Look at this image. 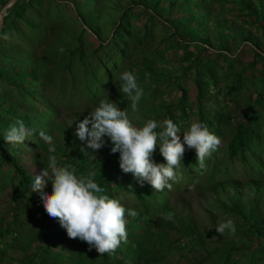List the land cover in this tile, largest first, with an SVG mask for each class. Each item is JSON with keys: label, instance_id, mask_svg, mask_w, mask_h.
Here are the masks:
<instances>
[{"label": "trees", "instance_id": "1", "mask_svg": "<svg viewBox=\"0 0 264 264\" xmlns=\"http://www.w3.org/2000/svg\"><path fill=\"white\" fill-rule=\"evenodd\" d=\"M51 1L54 2L55 0ZM69 1L72 3L77 19H73L70 16L69 21L63 23V21L58 22L56 16L53 15V19L48 15L46 18L49 22L54 20V23H58L56 25L53 24V26H59L57 30H60L62 34L66 29L72 28L74 24L80 22L82 27L78 29L77 36L75 37L76 43L70 47L67 46L63 51L55 43L43 44L46 49L44 53L45 58H53L60 55L63 59V64L60 66L64 69H68L70 62L75 57L79 60V64L84 63L86 57L89 56V52H85L82 45V34L87 32L83 27L84 25L99 39L95 48H93L94 46L92 47L91 51L93 53L109 45L116 48V53L110 64L111 67L101 66L102 74L104 73L106 76L111 75L113 71H116L118 60L128 57L126 46L132 41L130 39L132 38V32L127 27L128 13L126 9L130 7H122L118 17L108 22L102 15L103 10L99 5V1L103 2V0ZM217 1L221 2L222 0ZM230 2L235 7V13L227 9L224 10L223 14L212 15L213 9L209 6L207 0H130V3L137 5L141 11H148L147 16L150 19L154 17L159 18L164 15L165 22H159L164 27H168L170 30L168 35L176 36V40H183L185 44L193 43L198 46L200 54L198 57H194L196 59L195 62H198V59H202V56L207 58H205L202 69L204 74H207V77L204 75L200 77L201 72H197L198 69H196L194 70L195 77L192 78L199 98L205 94L207 84L216 86L219 83L220 80L214 74L213 68H210L209 61L213 56H221L226 60L230 59L228 54L230 44L233 43L236 46L246 44L248 46L252 59L245 63L246 66H251L258 61L259 67L256 75L259 77L261 88L257 89L251 105L243 111L244 117L235 123L233 133L226 142L225 149L228 157L233 158L238 154L242 155L246 150H248L247 152L252 151L253 147L257 146L260 142L259 129L254 125V120H256L255 109L261 110V119L264 123V96L262 94L264 90V0H230ZM3 3L0 2V8ZM39 3L40 0H15L6 8L1 20L0 47H4V54L0 53V59L7 58L8 65L0 64V77L6 82L5 84L10 83L15 92L22 94H27L28 92L32 94L34 91L37 93L34 86L39 85L38 80L40 79L42 83L43 80L46 82L50 80L49 82L51 83L58 80L54 76L52 77V73L54 72L52 70L54 69L53 67L43 73L45 71L43 63L47 62V60L34 58L32 53L35 46H37L34 40L29 41L27 50L22 51L16 43L13 44L12 41L3 38V34L9 31L6 28L11 29L14 21L21 19V22L27 29L34 32V34L36 32L37 35H41L38 38V44L44 41L45 33L54 30L52 24L35 17L38 13L37 5ZM25 9L33 10V14L32 12L31 14L24 13ZM238 9L242 12L239 10L241 13H237ZM234 14H244L243 20H246L253 29H257L258 36L254 35L255 32H253L252 28L237 25L232 20V15ZM103 25L104 28H102ZM103 30H108V33L105 34ZM61 33L56 31L53 35L55 38H58ZM103 33L106 35L105 39L101 37ZM128 37L129 40H127ZM166 38H163V40ZM103 41H106L105 44H103ZM7 43L10 44L6 48ZM5 50H7V54ZM161 55L163 56L161 53L157 54V56ZM12 60H14L13 63ZM191 60L194 61L193 58ZM136 67L139 68L140 72L149 73L153 77L154 80L152 81L154 83L161 79L169 78V75L152 69L147 62L135 63L133 70ZM80 68L83 69L82 66ZM98 72L99 69H95V73L98 74ZM238 77L239 75L236 78ZM236 78L230 89L238 85L239 78ZM54 84H59V82L56 81ZM82 84L85 88L89 87L87 82ZM101 84L104 85L103 83ZM181 100L184 102L185 98ZM15 101L14 97L0 91V163L8 166L12 171L13 180L18 181L21 188L32 198L33 211L38 214L40 225L39 232L29 236H21L24 243L33 247L32 252L25 256L27 260L25 262H12V264H118V257L120 256H128L129 254L130 256H137L138 247L142 243L145 244V247L151 249L164 247L167 243H181L184 250L190 251V264H226L227 262H237V259L232 255L233 252L248 249L251 262H255V258L258 257H261L262 261L264 260V181H261L259 175L253 177L254 179L246 180L244 185L233 178L225 177L208 182L207 187L214 194L215 202L219 206L220 212H224L226 215H230L236 219L237 221L234 220L235 227H242L243 230L246 229V233L243 236L248 235L250 239H253V244L246 248L244 240L240 236L242 235V231L238 235L237 231L234 235L226 231L222 235L219 234V238L212 242V245H208L205 243L206 236L203 234L210 235L211 233L199 229L189 214H183L180 210H176L175 206L165 202L161 193L154 190L147 182L141 186L131 173L126 174L122 172L119 167V153L112 154L110 152L112 142L109 137H104L105 146L94 154L91 150L82 146L83 142L74 135V132L61 125L59 121L51 118L52 112L49 106H44V112L40 113V111L35 112L28 107L26 109L25 106L17 105ZM183 102L178 104L180 105L178 109L179 113H183L184 111ZM176 105L174 103L168 106L164 105L163 113L166 115V110ZM198 106L197 119L204 124L205 120L202 116V104L200 101H198ZM221 115L225 116V120H231V114H219V116ZM46 118H48L47 124H45ZM77 118V121L79 119L82 120L79 117ZM17 120H23L26 127L35 130L31 138L34 141L33 146L38 147L43 155H55L59 158L58 161L62 165L74 166L77 169L76 174L78 176L93 174L94 180L104 189V194H107L110 198H115L112 193L113 190H111L115 189L114 192L117 190L122 191L136 201V206L124 205L121 202L126 210H136L138 216L127 217V242H122L121 246L114 253L98 256L99 254L95 248L89 249L88 244L79 239H76L79 242L78 248L76 246L75 250H70L67 246H64L65 239L61 237H68L65 229H63L62 235L61 233L59 234L60 236L58 233L53 234L54 236L51 235L50 231H52V228L59 221L48 216L40 195L36 192L31 193V184L34 176H32L27 166L23 165L20 155L28 151L38 166L42 163L40 156H37V153L31 150V148L26 149L22 145L11 144L4 140L6 130ZM53 129L57 130L65 141L71 143L72 148L66 150L58 145L51 134V130ZM41 130L53 137L56 148L55 152H48L49 145L39 136ZM194 150L188 149L186 151L187 163L192 162ZM102 151H107V154L100 155ZM211 169L212 173L216 171L215 166H212ZM109 174H111L110 181H108L109 179L107 180ZM182 180H186L183 174ZM111 181L113 185L109 187L108 185ZM245 186L249 188L247 194L243 193L242 190ZM45 191L51 192L50 182L46 186ZM144 228L147 229V234ZM161 228L174 230L177 233V240H167ZM212 231L216 233L215 227ZM8 232L10 231L7 230V226L0 225V235L5 236ZM184 238L188 240L183 241ZM49 243L55 245L54 250L50 248ZM57 243L59 244L57 245ZM200 250H203V254H201ZM0 253H2V249H0ZM149 254V250L144 249L137 256V259H150ZM88 259L89 262H85ZM143 263L149 264V262Z\"/></svg>", "mask_w": 264, "mask_h": 264}, {"label": "rangeland", "instance_id": "2", "mask_svg": "<svg viewBox=\"0 0 264 264\" xmlns=\"http://www.w3.org/2000/svg\"><path fill=\"white\" fill-rule=\"evenodd\" d=\"M4 1L5 0H0L2 3ZM108 1L110 0H103V2L99 1V5L103 10L102 15L108 22L118 17L122 7H130L126 10L128 13L127 27L130 32H132V38H130L132 41L126 46L128 57L118 60L116 71H113L112 74L108 76L104 73L102 74L103 71L101 70V66L105 65L107 68L111 67L110 64L116 53V48L109 45L93 53L91 50L95 48L99 39H97L95 34L84 25L83 27L87 32L82 34V45L85 52H89V56L86 57L84 63L79 64V60L75 57L70 62L68 69H64L60 66L63 64V59L60 55L53 58H45L44 53L46 49L44 45H46V43H55L58 48L65 50L67 46L70 47L72 44L76 43L75 37L77 36L78 29H80L79 27L82 26L80 22H77L72 28L66 29L63 35L60 30H57L59 26H53V24L56 25L58 23H54V20L49 22L46 16L48 15L52 17V19L53 16H56L58 22L63 21V23L69 21L70 16H72L73 19H77L74 14L72 3L69 0H55L54 2L51 0H40L39 5H37L38 13L35 17L46 20V23L52 24L53 30L61 33L58 38L54 37V31H48L45 33L44 41L38 44V38H40L41 35H37L36 32L34 34V32L27 29L21 22V19L15 20L11 25V29L6 28L9 31L3 34V38L12 41L13 44L16 43L22 51L27 50L29 41L34 40L35 43H37L32 53L34 58H38V60H40V58L47 60V62L43 63L45 69L43 73L53 67L54 69L52 70L54 72L52 73V77L54 76L57 78L58 80L56 81L59 82V84H54L56 81L51 83L49 82L50 80L47 82L43 80L42 83L40 79L38 80L39 85L34 86L37 93L34 91L32 94L30 92L22 94L20 92H15L10 83L5 84L6 82L0 77V91L14 97L16 100L15 104L25 106L26 109L28 107L35 112H44V106H49L52 112L51 118L59 121L61 125L74 132V135L78 122L77 117L83 119L84 116L88 115L91 110H94L95 106H98L99 101L105 99L107 95L110 100L117 103L118 107L127 110L130 119L137 127L142 126L149 119L156 120L158 124H162L165 119H171L181 127L182 131L186 130L192 122L198 121V101H200L202 104V116L205 120L204 124L210 132L221 139L222 143L219 149L214 152L211 157L206 159V170H201L199 168L195 150L193 151L192 162H186L185 154L188 150L186 147L180 169L186 180H182L181 178L178 182L173 183L171 190L166 188L158 192L161 193L164 201L175 206L176 210H180L183 214H189L199 229L211 233L210 235H203L206 236L205 243L212 245V242L219 238V234L212 231L213 228L223 220L231 219L234 221L236 219L230 215H226L224 212H220L219 206L215 202L214 194L207 187L208 182L210 180H218L221 177H225L233 178L244 185L246 180L254 179L253 177H257L258 175L261 181H264V123L261 119V110L255 109L256 120H254V125L259 129L260 142L257 146L253 147V152H247L248 150H246L242 155L238 154L231 158L228 157L225 149L226 142L233 133L235 123L244 117L243 111L251 105L257 89L261 88L259 77L256 75V71L259 67L258 61L251 66H246L245 63L252 59V54L248 46H246V44H240L238 46L233 43L230 44V50L228 51L230 59L226 60L221 56H213L209 61L210 68H213L214 74L220 80L219 83L216 86L207 84L205 94L199 98L192 79L195 77L194 70L198 69L197 72H201L200 77L203 75L207 77V74H204L202 71L206 57L201 55L202 59H198V62H195L196 59L194 57H198L200 54L199 47L193 43L185 44L183 40L177 39V41L176 36L168 35L170 32L168 27H164V25L159 22H165L164 15L161 14L162 17L150 19L147 16L148 11H141L137 5L130 3V0H111L112 2L110 1L107 3ZM8 2L9 0L3 3L0 12L4 5H6L5 11L6 8L11 5H9ZM207 2L213 9L212 15L223 14L224 10L227 9L235 13V7L231 5L230 0H222L221 2L217 0H207ZM239 10L240 9H238L237 13L242 12ZM31 12L33 14V10L31 11V9H25L24 11V13L30 14ZM244 17V14H234L232 15V20L236 22L237 25L252 28V30H254L253 32H255L254 35L258 36L257 29H253V27L249 26L248 22L243 20ZM102 28H104V25ZM103 31L105 34L108 33V30ZM105 34L103 33L101 36L103 39L106 37ZM165 37L167 38L163 40ZM127 40H129V37ZM106 41H103V44H105ZM161 41L162 43H160ZM9 44L10 43L6 44V48ZM0 53L4 54L3 46L0 47ZM5 53H8L7 50H5ZM158 53L163 54V56H157ZM191 58H193L194 61L191 60ZM142 61L147 62L152 69L169 75V78L161 79L154 83L152 81L154 79L149 73L140 72L138 67L133 70L134 64ZM13 62L14 60H12V63ZM0 64L8 65L7 58L0 59ZM6 65H4L5 68H7ZM80 66H82L83 69L80 68ZM95 69H99L98 74L95 73ZM124 71H131L136 74L138 83L144 89V96L138 106L139 110L135 113L131 111L130 101L120 92V87L123 83L120 76ZM237 75H239L238 85L230 89ZM86 82L89 84L88 88L82 86V83ZM101 83L106 85L104 86ZM262 92L264 96V90ZM183 98H185L184 102L181 100ZM180 102H183V113H179L178 111L180 106L178 104ZM173 103L177 105L169 107L165 115V113H163V106H168ZM221 113L231 114V120H225V116L223 115L219 116ZM47 120L48 118L45 119V124H47ZM157 130L159 131L161 129ZM51 134L58 145L66 150L72 148L71 143L65 141L57 130H51ZM179 135L182 140L183 132L179 133ZM25 143L30 146L29 149L31 148V150L37 153V156H40L42 162L38 166L36 164L37 162L34 161L28 151L20 155L23 165L27 166L32 176H34L41 169L47 168L49 156L43 155L38 147L33 146L34 141L32 139L25 141ZM105 154H107V151L100 152V155ZM58 160L59 158H57L58 165H62ZM153 160L157 163L166 162L159 152L158 145L153 154ZM212 166L216 167L214 173L211 172ZM110 175L111 174H109L107 178V180L109 179L108 181H110ZM112 185L113 182L111 181L108 186L112 187ZM248 189L247 186L243 187V193L247 194L249 192ZM111 190H113L112 193L115 198L124 205L136 206V201L130 195L119 190L115 192V189ZM0 225L7 226V230L10 231L5 234V236L0 235V249H2V253H0V264L25 262L27 260L25 256L32 252L33 247L24 243L21 236H29L39 232L40 219L38 214L33 211L32 198L21 188L18 181L13 180L12 171L8 166L1 163ZM63 229L60 223H58L52 228L50 233L52 236H54L53 234L55 233H58V235L61 233L62 235ZM236 229L237 235L242 231V235L240 236L244 240L243 242L246 248L250 247L251 244H253V239H250L248 235L245 237L243 236L246 233V229L243 230L242 227H237ZM144 230H146L147 234V229L144 228ZM161 230H163L164 237H166L167 240H177V233L174 230H168L166 228H161ZM61 237L65 239L64 246H67L70 250H75L76 246L78 248L79 242L76 239L67 236ZM187 240V238L183 239V241ZM58 244L59 243H57V245ZM49 245L51 249L53 248L52 250L55 249V245H52V243H49ZM144 245L145 244L142 243V245L138 247L137 256H139L144 249H148L150 259H137V256H130L129 254L128 256L118 257V264H147L143 262H149V264L191 263L190 251L184 250L181 243H167L164 247L157 249H151ZM200 252L203 254V250H200ZM232 255L237 259V262H227L226 264H264V260L262 261L261 257L255 258L256 261L251 262L249 258V249L233 252ZM85 262H89V259L88 261L85 260Z\"/></svg>", "mask_w": 264, "mask_h": 264}, {"label": "clouds", "instance_id": "3", "mask_svg": "<svg viewBox=\"0 0 264 264\" xmlns=\"http://www.w3.org/2000/svg\"><path fill=\"white\" fill-rule=\"evenodd\" d=\"M120 79L123 81L120 92L130 101L131 111L135 113L139 110L144 89L138 83L137 75L131 71H124ZM34 132V129L26 127L23 120H17L7 130L4 140L27 149L29 145L25 141H29ZM75 135L83 142L82 146L94 154L105 146L104 137H109L112 142L110 152L119 153L122 172L131 173L139 185L147 182L156 191L171 190L173 183L182 178L180 169L186 147L195 149L199 168L206 170V159L222 143L200 121L192 122L184 131L171 119H165L162 124L149 119L137 127L127 110L118 107L108 95L77 122ZM39 136L49 145V153L56 151L51 135L41 130ZM157 145L165 163L153 160ZM76 172L72 165H58L57 157L50 155L47 168L34 175L31 193L40 195L48 216L58 219L69 238L86 242L89 249L95 248L98 256L112 254L122 242H127V217H136L138 212L126 210L118 199L104 194V189L94 180L93 174L78 176ZM49 182L51 192H46ZM215 231L221 235L226 231L234 235V221L223 220L216 225Z\"/></svg>", "mask_w": 264, "mask_h": 264}, {"label": "water", "instance_id": "4", "mask_svg": "<svg viewBox=\"0 0 264 264\" xmlns=\"http://www.w3.org/2000/svg\"><path fill=\"white\" fill-rule=\"evenodd\" d=\"M15 0H9V5L11 4V3H13ZM5 6L6 5H4V7L1 9V12H0V26H1V20H2V16L4 15V11H5Z\"/></svg>", "mask_w": 264, "mask_h": 264}]
</instances>
